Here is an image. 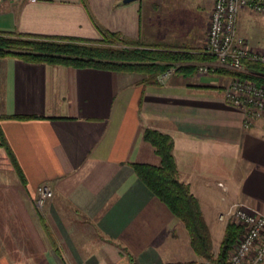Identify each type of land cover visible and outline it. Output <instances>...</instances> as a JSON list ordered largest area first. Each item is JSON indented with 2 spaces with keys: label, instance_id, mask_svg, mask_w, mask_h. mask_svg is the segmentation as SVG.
<instances>
[{
  "label": "crops",
  "instance_id": "obj_1",
  "mask_svg": "<svg viewBox=\"0 0 264 264\" xmlns=\"http://www.w3.org/2000/svg\"><path fill=\"white\" fill-rule=\"evenodd\" d=\"M169 2L161 0L146 36L141 0H0V31L96 39L93 20L129 42L201 52L212 0ZM168 13L175 16L163 19ZM261 31L264 17L238 10L236 33L251 51L264 53ZM153 32L158 38L147 40ZM202 63L216 65L212 57L197 62L186 77L173 65L150 84L133 72L0 57V264L203 261L130 166L159 162L144 128L170 136L178 180L196 198L210 239L220 241L226 220L218 216L232 203L264 213V130L259 122L242 127L241 111L223 97L230 75L196 73ZM41 184L52 195L36 214Z\"/></svg>",
  "mask_w": 264,
  "mask_h": 264
},
{
  "label": "trees",
  "instance_id": "obj_2",
  "mask_svg": "<svg viewBox=\"0 0 264 264\" xmlns=\"http://www.w3.org/2000/svg\"><path fill=\"white\" fill-rule=\"evenodd\" d=\"M99 38L88 39L58 35H35L16 31H0V57L12 56L26 62L65 65L72 68H96L141 75L139 82L156 84L157 77L174 66L183 77L192 75L195 63L207 61L211 56L202 52L189 53L172 49L148 47L140 41L129 42L116 32H110L92 20ZM250 74L246 76L264 83V64L243 61ZM210 72L232 75L223 68ZM142 139L150 144L159 159L157 165L131 163L137 178L162 202L169 212L184 226L189 245L203 261L187 264H228L227 252L239 235L240 226L227 221L219 241L217 253L212 257L211 239L196 198L186 184L178 180L172 156L169 135L152 128H144ZM2 144V143H0ZM10 162L23 184L24 177L13 154L4 143Z\"/></svg>",
  "mask_w": 264,
  "mask_h": 264
},
{
  "label": "built area",
  "instance_id": "obj_3",
  "mask_svg": "<svg viewBox=\"0 0 264 264\" xmlns=\"http://www.w3.org/2000/svg\"><path fill=\"white\" fill-rule=\"evenodd\" d=\"M241 8L264 17V0H212L201 52L211 56L216 65L199 64L196 73H208L214 68L232 72L223 88L224 99L241 111L243 128L259 122L264 130V83L242 76L250 74L243 61L264 64V53L251 51L246 40L236 33V17ZM167 73L168 70L164 74ZM35 190V204L40 207L52 193L43 184ZM218 217L241 228L227 252L228 264H264V213L254 206L235 202Z\"/></svg>",
  "mask_w": 264,
  "mask_h": 264
},
{
  "label": "rangeland",
  "instance_id": "obj_4",
  "mask_svg": "<svg viewBox=\"0 0 264 264\" xmlns=\"http://www.w3.org/2000/svg\"><path fill=\"white\" fill-rule=\"evenodd\" d=\"M166 2H169V4H177V3H182L185 0H165ZM189 2L193 3L196 2L197 0H188ZM201 2L205 1V0H200ZM161 0H141V15H142V24H143V29H144V33L147 36V33L149 30H147L152 23H154V21H156L158 18H161ZM211 8V7H210ZM210 11V10H209ZM209 15V14H208ZM174 17V13H168L164 14L163 19L168 18L169 17ZM208 21V20H207ZM151 29V27L149 28ZM261 37H264V31H261ZM259 31H255V36H258ZM158 37L155 36V33L153 32L152 36L150 37V39H146L147 40H156ZM245 39V38H244ZM246 40V39H245ZM149 42H156V41H149ZM247 42V40H246ZM208 73H211L210 71ZM221 75V74H220ZM223 75V74H222ZM230 79V78H229ZM229 79L227 77V82L224 85V87L227 85V83L229 82ZM224 83V80H222ZM36 206V205H35ZM35 213L38 214L41 210L38 206H36L35 208H33ZM229 220H226V222ZM211 252H212V257H215L216 253H217V249H218V245H219V236L216 234H212L211 236ZM23 247H25L26 249V245H22ZM28 252L25 250L24 252H19L18 255L22 256L23 254H27Z\"/></svg>",
  "mask_w": 264,
  "mask_h": 264
},
{
  "label": "water",
  "instance_id": "obj_5",
  "mask_svg": "<svg viewBox=\"0 0 264 264\" xmlns=\"http://www.w3.org/2000/svg\"><path fill=\"white\" fill-rule=\"evenodd\" d=\"M123 2H130V1H134V0H122Z\"/></svg>",
  "mask_w": 264,
  "mask_h": 264
}]
</instances>
